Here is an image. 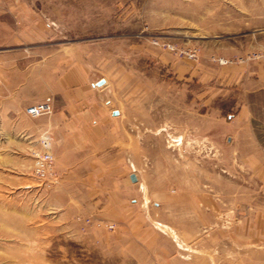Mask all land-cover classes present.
<instances>
[{"label": "rangeland", "instance_id": "rangeland-1", "mask_svg": "<svg viewBox=\"0 0 264 264\" xmlns=\"http://www.w3.org/2000/svg\"><path fill=\"white\" fill-rule=\"evenodd\" d=\"M77 65L84 160L26 112ZM0 264H264V0H0Z\"/></svg>", "mask_w": 264, "mask_h": 264}, {"label": "crops", "instance_id": "crops-1", "mask_svg": "<svg viewBox=\"0 0 264 264\" xmlns=\"http://www.w3.org/2000/svg\"><path fill=\"white\" fill-rule=\"evenodd\" d=\"M75 69H77V71L74 70L72 72L70 69L67 75L60 78V84L64 89H67V91L64 92V102L59 101L56 95H53L52 98L48 100L52 102L53 106L52 121L49 126L52 131L59 133L57 136L58 144L60 142H69L70 148L74 150L76 155H82L84 160L87 155L86 149L91 148L92 151L89 152L88 156L97 155L100 150L93 151V149L100 146L101 138L109 135V133L116 134L119 129L116 123L117 119L113 116L114 109H112L111 114H109L106 109L88 102L91 96L87 95L86 92L84 68L77 65ZM30 102L35 103V101ZM90 105H94V107ZM87 133L91 136L89 142L86 141ZM83 160L78 159L76 162L70 163L60 161L58 165L60 176L63 177L70 172L83 174V179L85 176L86 179L89 178L88 176H92V171L90 169H83ZM94 163L100 164L101 160L95 161L93 157L89 164L92 165Z\"/></svg>", "mask_w": 264, "mask_h": 264}, {"label": "built area", "instance_id": "built-area-1", "mask_svg": "<svg viewBox=\"0 0 264 264\" xmlns=\"http://www.w3.org/2000/svg\"><path fill=\"white\" fill-rule=\"evenodd\" d=\"M52 110H53V106L50 102L31 104L26 108V112L29 115L34 116V117L40 116L46 113H50ZM47 139L45 140V145L46 147H49L50 142ZM53 160H54V157L51 151L44 152L43 155L38 160L37 172H39L41 176L43 175L45 176L46 174L50 176H54Z\"/></svg>", "mask_w": 264, "mask_h": 264}, {"label": "water", "instance_id": "water-1", "mask_svg": "<svg viewBox=\"0 0 264 264\" xmlns=\"http://www.w3.org/2000/svg\"><path fill=\"white\" fill-rule=\"evenodd\" d=\"M105 82H106L105 79H101L97 82V85H103ZM113 114L117 115L118 110L113 111ZM130 178L132 181H137V179H138L136 173H131Z\"/></svg>", "mask_w": 264, "mask_h": 264}]
</instances>
